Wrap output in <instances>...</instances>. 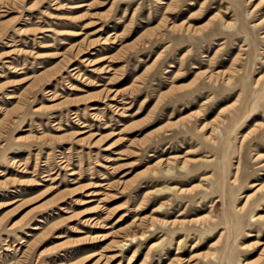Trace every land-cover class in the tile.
Wrapping results in <instances>:
<instances>
[{"label":"rangeland","instance_id":"rangeland-1","mask_svg":"<svg viewBox=\"0 0 264 264\" xmlns=\"http://www.w3.org/2000/svg\"><path fill=\"white\" fill-rule=\"evenodd\" d=\"M263 185L264 0H0V264H264Z\"/></svg>","mask_w":264,"mask_h":264},{"label":"bare ground","instance_id":"bare-ground-1","mask_svg":"<svg viewBox=\"0 0 264 264\" xmlns=\"http://www.w3.org/2000/svg\"><path fill=\"white\" fill-rule=\"evenodd\" d=\"M235 22L234 21H231V22H227L226 21V24H227V26L228 27H230V26H232L233 24H234ZM76 69V67H74L72 70H75ZM213 76V75H212ZM211 76V77H212ZM171 163L172 162H169V164L168 165H166L167 166V171L169 172V171H171V168H172V166H171ZM160 164V163H159ZM187 164V163H186ZM160 165H163V163H161ZM184 165V164H183ZM184 167V166H183ZM186 167V166H185ZM158 172H156V174H157ZM255 185H257V184H255ZM264 186V185H263ZM263 186H261V187H259L258 188V190L257 191H259V190H261V189H263L264 187ZM95 194H99V193H95ZM204 219V217H202V218H197L196 219V221H200V220H203ZM258 219H261V220H263L264 219V215H259L258 216ZM165 222H167V223H173L174 224V221H165ZM185 261H177V263H179V264H182V263H184ZM248 262V261H247ZM254 263V262H253ZM252 263V264H253Z\"/></svg>","mask_w":264,"mask_h":264}]
</instances>
